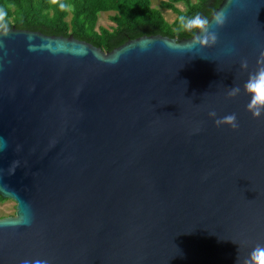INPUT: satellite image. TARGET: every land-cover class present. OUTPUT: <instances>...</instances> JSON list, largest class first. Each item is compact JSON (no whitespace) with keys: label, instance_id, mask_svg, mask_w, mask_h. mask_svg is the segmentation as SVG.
<instances>
[{"label":"water","instance_id":"water-1","mask_svg":"<svg viewBox=\"0 0 264 264\" xmlns=\"http://www.w3.org/2000/svg\"><path fill=\"white\" fill-rule=\"evenodd\" d=\"M219 11L217 43L191 51L194 35L104 52L0 31V197L15 203L0 264H236L264 245V115L243 92L264 0H222L209 19Z\"/></svg>","mask_w":264,"mask_h":264},{"label":"trees","instance_id":"trees-1","mask_svg":"<svg viewBox=\"0 0 264 264\" xmlns=\"http://www.w3.org/2000/svg\"><path fill=\"white\" fill-rule=\"evenodd\" d=\"M222 0H160L159 8L151 0H0V9L7 15L8 29L29 30L45 35L73 36L104 52H109L128 40L141 36L161 35L184 40L194 33L180 31V16L201 14L208 18ZM60 3L66 5L60 7ZM182 3L184 9L176 5ZM160 9L171 11L176 17L167 22ZM112 13V26L98 25L99 15ZM5 199L0 197V201Z\"/></svg>","mask_w":264,"mask_h":264},{"label":"clouds","instance_id":"clouds-1","mask_svg":"<svg viewBox=\"0 0 264 264\" xmlns=\"http://www.w3.org/2000/svg\"><path fill=\"white\" fill-rule=\"evenodd\" d=\"M53 4H56L58 0H51ZM61 8H65L66 5L60 3ZM7 13L0 9V31L7 33L8 26L5 23V17ZM227 15L222 12H216L211 19L201 14L194 16H180L178 19V29L180 31H190L194 33L193 39L190 43L183 45L185 50L191 51L196 47H212L218 41V34L214 30H210V26H214L215 29L222 28L227 22ZM241 70L246 71L248 69L247 59L240 61ZM243 92L250 97L246 110L251 114L252 118L257 119L264 115V51H261L257 58V68L255 71L249 72L245 83L243 84ZM241 93L239 86L231 87L227 93L229 98H234ZM209 118L214 120V124L217 127L228 126L235 130L238 128V120L235 113L227 114L221 118H216L215 111L208 113ZM18 161L13 163V166L9 169L10 173L14 171L18 165ZM21 264H48L47 260H29L24 259ZM236 264H264V245H256L249 256L243 261H236Z\"/></svg>","mask_w":264,"mask_h":264},{"label":"rangeland","instance_id":"rangeland-1","mask_svg":"<svg viewBox=\"0 0 264 264\" xmlns=\"http://www.w3.org/2000/svg\"><path fill=\"white\" fill-rule=\"evenodd\" d=\"M159 1L160 0H151L152 5L154 7L159 8ZM180 10L184 9V5L182 3H178L176 5ZM164 19L171 23L175 19V15L166 9H160ZM112 13H102L99 15V21L98 25L109 27L112 26V23L109 20V16H111ZM15 214V203L12 200H4L0 201V218L1 217H8V216H14Z\"/></svg>","mask_w":264,"mask_h":264}]
</instances>
